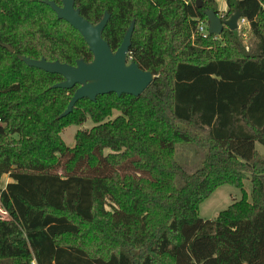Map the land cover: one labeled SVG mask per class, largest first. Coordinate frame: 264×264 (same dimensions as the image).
I'll return each instance as SVG.
<instances>
[{
	"label": "trees",
	"instance_id": "trees-1",
	"mask_svg": "<svg viewBox=\"0 0 264 264\" xmlns=\"http://www.w3.org/2000/svg\"><path fill=\"white\" fill-rule=\"evenodd\" d=\"M43 1L0 0V43L14 49L0 45V179L12 180L0 188V264H264V0H226L251 25L250 53L209 33L191 42L217 0H76L93 24L110 14L113 51L135 20L129 57L155 79L140 97L83 99L62 119L76 88H52L64 78L19 57L93 54ZM88 121L69 147L63 130ZM224 185L241 200L201 218Z\"/></svg>",
	"mask_w": 264,
	"mask_h": 264
},
{
	"label": "water",
	"instance_id": "water-1",
	"mask_svg": "<svg viewBox=\"0 0 264 264\" xmlns=\"http://www.w3.org/2000/svg\"><path fill=\"white\" fill-rule=\"evenodd\" d=\"M43 3L55 12L58 19L65 20L82 35L93 54L91 62L78 60L75 65L60 61L50 62L45 58L35 60L24 56L19 57L29 67L58 74L64 78L62 82L55 84L52 88L66 90L76 88L67 109L59 119L70 115L76 104L83 99L96 102L97 97L111 93L118 96L125 94L140 97L146 91L155 76L151 72L142 70L138 63L129 57L135 31V20L126 31L120 47L113 51L103 37L110 19L108 12L99 23L93 24L82 16L80 9L76 7V0H61V5L49 0H45ZM202 6V0H197V7L201 8ZM205 15L209 24L208 33L217 36L223 33L225 27L232 31L237 30L239 20L242 18L241 11H236L227 20H222L213 10H206ZM0 45L10 53H14V49L10 45L3 43Z\"/></svg>",
	"mask_w": 264,
	"mask_h": 264
},
{
	"label": "rangeland",
	"instance_id": "rangeland-1",
	"mask_svg": "<svg viewBox=\"0 0 264 264\" xmlns=\"http://www.w3.org/2000/svg\"><path fill=\"white\" fill-rule=\"evenodd\" d=\"M192 2V0H186ZM203 1V0H202ZM218 3V15L222 20L229 19L234 13L228 15V6L226 3V0H217ZM208 28L209 24L205 20L200 19L196 31L193 33L191 42H194L195 37H202L203 39H208ZM225 29H227L225 27ZM224 29V30H225ZM236 36L234 37H222L221 36H214L213 41L220 42L222 47L228 46L229 42L236 41L238 44L241 45L242 49L245 51V53H250L254 45L257 41V39L254 37L251 25L249 22H242V19L239 20V26L238 29L235 31ZM120 113L118 111L113 112V116L111 117V120L116 119ZM95 126L94 123L91 121L86 122L83 126H76L71 125L62 132V138L64 142L69 146L73 147L75 145V135L76 133L81 129H87L90 130ZM259 154L261 157H264V147L260 144L256 145ZM109 152V151H107ZM181 156L186 155V149L181 150L180 152ZM177 158L178 155H177ZM182 163V162H181ZM185 166V165H184ZM186 169L189 172H192L194 170H190L186 167ZM12 182V180L8 177V175H4L0 179V188H4L7 183ZM245 189L250 194L252 190V185L250 181L245 182ZM243 196V192L231 185H224L220 187L210 199H208L200 208V216L204 219H215V217L223 210H226L230 205H232L234 202L241 200ZM107 210H110V208H106ZM0 219H9V214L1 207L0 205Z\"/></svg>",
	"mask_w": 264,
	"mask_h": 264
},
{
	"label": "built area",
	"instance_id": "built-area-1",
	"mask_svg": "<svg viewBox=\"0 0 264 264\" xmlns=\"http://www.w3.org/2000/svg\"><path fill=\"white\" fill-rule=\"evenodd\" d=\"M241 19H242V22H243V23L247 22V20H246V19H244V18H241Z\"/></svg>",
	"mask_w": 264,
	"mask_h": 264
},
{
	"label": "crops",
	"instance_id": "crops-1",
	"mask_svg": "<svg viewBox=\"0 0 264 264\" xmlns=\"http://www.w3.org/2000/svg\"><path fill=\"white\" fill-rule=\"evenodd\" d=\"M211 197H212V196H211ZM211 197H210V198H211ZM210 198H209V199H210ZM206 201H207V200H206ZM206 201H205V202H206ZM205 202H204V203H205ZM204 203H203V204H204ZM203 204H202V205H203ZM202 205H201V206H202ZM218 215H219V214H218ZM218 215H217V216H218ZM217 216H216V217H217ZM216 217H215V218H216Z\"/></svg>",
	"mask_w": 264,
	"mask_h": 264
}]
</instances>
